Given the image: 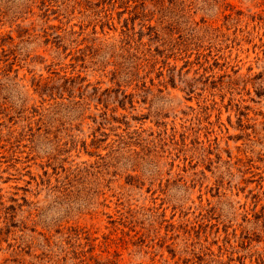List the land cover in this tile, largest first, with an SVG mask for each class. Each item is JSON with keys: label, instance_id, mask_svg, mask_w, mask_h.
Here are the masks:
<instances>
[{"label": "rangeland", "instance_id": "374dc122", "mask_svg": "<svg viewBox=\"0 0 264 264\" xmlns=\"http://www.w3.org/2000/svg\"><path fill=\"white\" fill-rule=\"evenodd\" d=\"M0 264H264V0H0Z\"/></svg>", "mask_w": 264, "mask_h": 264}]
</instances>
